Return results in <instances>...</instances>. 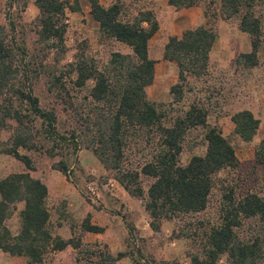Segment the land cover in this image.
<instances>
[{
  "label": "trees",
  "instance_id": "obj_1",
  "mask_svg": "<svg viewBox=\"0 0 264 264\" xmlns=\"http://www.w3.org/2000/svg\"><path fill=\"white\" fill-rule=\"evenodd\" d=\"M262 2L215 0L210 2L215 3L212 9L204 6L205 17L211 10L213 18L237 17L238 28L250 36L251 51L236 58V64L244 68L259 63L264 43V14L258 11ZM34 3L37 15L31 31L40 57L38 63L25 44L9 42L0 26V132L10 130L0 152L26 168L0 178V251L24 257L27 264H41L49 253L67 247L86 252L84 260L90 264H118L125 257L130 258L129 264H170L147 257L141 248L112 253L105 244L90 250L81 234L64 239L53 233L46 202L48 188L30 174L34 162L23 150L61 156L53 166L67 175L66 156L84 147L129 195L142 199L154 232L165 220L174 223L172 234L187 238L193 245L191 264H220L223 257L227 264H264V195L252 190L238 192L231 180L219 178L223 171H236L240 162L221 128L208 121V106L198 93H193L197 92V82L210 75L209 55L218 37L214 28L204 23L168 38L163 59L176 65L177 81L169 88L171 102L158 103L147 94L154 82L156 63L149 56V42L159 29L153 10H128L124 0H110L108 5L101 0ZM83 3L89 7L100 34L126 45L130 51L112 52L102 66L84 54L76 55L67 64L65 75L71 79V87L64 83L63 73H49L53 83L48 89L56 90V96L73 109L76 117V126L61 133L56 110L41 106L32 78L37 76V69L45 67L49 55H54V63L60 61L66 50V14L80 11ZM168 4L183 8L202 4V0H168ZM89 81L93 84L88 94L75 105L70 90L83 89ZM230 120L234 134L243 142L254 140L260 119L251 110L234 111ZM198 130L202 132L204 152L182 163L186 147L198 145L190 138ZM254 158L264 171V139L256 144ZM218 182L225 184L221 185L224 190L217 218L204 221L199 214L211 206V194ZM18 203L23 206L18 212L19 229L13 233L6 222ZM80 228L87 233L105 230L91 222L90 214Z\"/></svg>",
  "mask_w": 264,
  "mask_h": 264
},
{
  "label": "rangeland",
  "instance_id": "obj_2",
  "mask_svg": "<svg viewBox=\"0 0 264 264\" xmlns=\"http://www.w3.org/2000/svg\"><path fill=\"white\" fill-rule=\"evenodd\" d=\"M34 1L0 0V26H3L8 34L9 42L12 41L18 46L25 44L30 53L34 54L35 63H38L40 57H38L31 31V22L37 15ZM211 1L215 0H202V4L197 5L203 17L201 21H196L194 10H186V7L175 8L162 0H124L128 10L152 9L158 17L159 29L149 43L150 56L157 61L154 82L147 90L149 99L154 102H171L169 88L177 81L176 65L162 58L163 48L168 38L173 34H179L184 28H191L198 24L208 23L216 29L218 36L221 37L218 49L226 48L225 52L228 55L221 56L218 53L219 50H215L220 60H210L209 77L199 80L195 89L197 92L193 93H198L208 106L210 112L208 121L221 128L223 135L235 148L240 162L236 171H223L219 178L225 181L231 180L238 192L252 190L264 195V171L261 165L256 164L254 158L256 144L264 139V43L259 53L261 60L257 66L253 68L238 66L235 62L239 52L237 46L248 43L249 39L244 36L237 40V35L241 32L237 17L213 18L210 15L212 10L209 17H205L204 6L211 9L215 6V3H210ZM102 2L106 5L110 0H102ZM182 11H186V14ZM258 11L264 14V2L258 6ZM66 16L68 24L65 34L66 50L62 58L54 63V55H49L45 61V67L37 69V76L32 78V83H35L34 93L38 96L41 106L56 110L59 119L58 128L61 133H66V130L76 126V117L73 109L56 96V90L54 92L48 89L49 83H53L49 73L51 71L56 75L63 73L64 83H68L71 87V79L65 75L69 70L67 64L74 61L76 55L84 54L102 66L109 60L112 52L130 51L126 45L107 39L100 34L98 24L91 18L89 7L85 3L80 11H68ZM238 41L240 43H237ZM92 84L93 81H89L83 89L70 90L75 105H79V99L88 94ZM194 94L188 95L193 97ZM243 108L250 109L260 119L257 134L250 143L243 142L234 134L230 120L231 113ZM201 133V130H198L191 134L192 143H198V145L192 149L186 147L180 158L182 163H186L193 154H203L205 147L201 141ZM9 136L10 130L0 132L1 147L6 144ZM23 152L27 153L34 162L35 168L29 171L30 174L41 179L48 186L46 202L54 234L64 239L81 234L83 243L90 250H96L105 244L112 253L130 251L136 247L141 248L147 257L151 256L157 261L191 264L189 254L194 250L192 243L187 238H177L172 234L174 228L172 221L165 220L159 231H152L142 199L129 195L103 168L90 150L82 147L76 153H68L66 159L69 173L67 175L53 166L61 156L51 157L36 150H23ZM25 169L23 163L0 152V178ZM224 184L217 183L211 194V206L199 214L200 219L213 221L217 218L224 190L221 185ZM22 206V203L16 204L12 216L6 222L13 233L19 229L18 212ZM87 214H90L91 222L105 227L103 233L82 232L80 224ZM85 255L86 252L79 253L67 247L62 251L49 253L41 264H90L84 260L87 258ZM79 257L81 260L78 259ZM129 263V257L122 258L118 262V264ZM0 264L27 263L24 257L11 256L0 251ZM220 264H227L224 257Z\"/></svg>",
  "mask_w": 264,
  "mask_h": 264
},
{
  "label": "crops",
  "instance_id": "obj_3",
  "mask_svg": "<svg viewBox=\"0 0 264 264\" xmlns=\"http://www.w3.org/2000/svg\"><path fill=\"white\" fill-rule=\"evenodd\" d=\"M102 1V0H101ZM162 1H165L166 3H168V0H162ZM103 3V2H102ZM110 3V2H109ZM108 3V4H109ZM104 4V3H103ZM108 4H106V5H108ZM105 5V4H104ZM185 8V7H184ZM186 10H190V9H192V10H194V13H195V19H196V21H201V18L203 17H201V14H200V11H199V8H198V6L197 5H195V6H191V7H186L185 8ZM152 10V9H151ZM154 12V11H153ZM182 13L183 14H186V11H182ZM155 14V13H154ZM155 17H156V19H158V17L155 15ZM185 18V17H184ZM191 19V18H190ZM186 20H188V19H186ZM158 21V20H157ZM159 24V23H158ZM199 25H201V24H198V25H196V26H199ZM196 26H194V27H196ZM186 27H188V26H186ZM190 28V27H189ZM191 28H193V27H191ZM214 28V27H213ZM184 29H186V28H184ZM183 29V30H184ZM182 30V31H183ZM214 30L216 31V29L214 28ZM182 31L179 33V34H173V35H180L181 33H182ZM216 33H217V31H216ZM156 34V33H155ZM154 34V35H155ZM246 32H243V31H241V32H239V34L237 35L238 36V38H237V40L240 38V37H244V36H246V38L247 39H249L248 40V43H244V45H242V46H237V50H239V52H238V54L236 55V57H235V62H236V58L238 57V55L239 54H241V53H247V52H250L251 51V42H250V36L247 34ZM173 35H171V36H173ZM218 35V34H217ZM248 36V37H247ZM151 40V39H150ZM220 40H221V37L220 36H218L217 37V39H216V41L214 42V44H213V46H212V49H211V51H210V55H209V57H210V60L211 59H215V60H217V59H219L220 58V56H218V53H220L221 54V56L223 55V54H227L225 51H226V48L225 49H218V46H219V42H220ZM150 43V42H149ZM237 43H240L239 41L237 42ZM263 44V43H262ZM241 47H243L242 49H241ZM261 47H262V45H261ZM261 47H260V50H261ZM163 50H164V48H163ZM215 50H219L218 51V53H216L215 52ZM260 50H259V53H260ZM228 55V54H227ZM260 54H258V58H259V60H261V58H260V56H259ZM149 56H150V50H149ZM151 57V56H150ZM152 58V57H151ZM162 58H163V55H162ZM154 59V58H153ZM155 61H156V59H154ZM220 60V59H219ZM157 64V61H156V63H155V71H156V65ZM253 68V67H252ZM250 110V109H249ZM258 118V117H257ZM24 171V170H23ZM19 172H21V171H19ZM6 176V175H5ZM4 177V176H3ZM2 178V177H1ZM36 178V177H35ZM47 186V185H46ZM47 188H48V186H47ZM93 223V222H92ZM95 224V223H94ZM98 225V224H97ZM105 231V230H104ZM153 231V230H152Z\"/></svg>",
  "mask_w": 264,
  "mask_h": 264
}]
</instances>
